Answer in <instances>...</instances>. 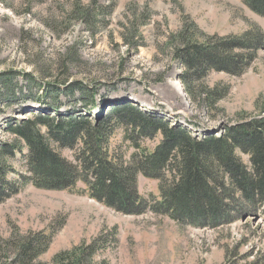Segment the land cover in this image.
Returning a JSON list of instances; mask_svg holds the SVG:
<instances>
[{
	"label": "rangeland",
	"instance_id": "374dc122",
	"mask_svg": "<svg viewBox=\"0 0 264 264\" xmlns=\"http://www.w3.org/2000/svg\"><path fill=\"white\" fill-rule=\"evenodd\" d=\"M185 31L212 44L247 32L264 39V14L242 0H0V78L12 79L15 94L12 103L0 101V165H5L6 180L15 184L14 194L5 189L0 200V264H13L14 244L39 233L54 234L39 264H51L59 253L97 237L105 244L92 264H264L261 210L258 216L241 212L236 220L230 213L216 225L207 216L182 225L152 210L119 213L92 199L84 183L71 191H51L23 181L30 177L24 158L28 150L10 126L31 121L45 134L47 127L37 117H49L45 122L52 125L56 116L40 107V99L60 101V114H84L79 91L75 98L53 92L66 83L90 89L97 107L107 112L109 103L129 102L197 136L224 133L245 116L264 112V43L242 76L212 72L194 81L197 90L190 97L181 80L185 67L173 57ZM217 87L222 95L211 111L199 91ZM2 90L3 85L0 95ZM112 136L111 149L128 161L135 150L123 131ZM159 142L139 144L152 152ZM62 154L74 160L76 153ZM138 190L149 206L160 201L158 181L139 175Z\"/></svg>",
	"mask_w": 264,
	"mask_h": 264
},
{
	"label": "trees",
	"instance_id": "16d2710c",
	"mask_svg": "<svg viewBox=\"0 0 264 264\" xmlns=\"http://www.w3.org/2000/svg\"><path fill=\"white\" fill-rule=\"evenodd\" d=\"M242 1L264 14V0L256 4H253L255 0ZM186 31L180 34L181 44L174 50L173 57L185 67L181 80L190 97L195 96L192 91L197 90L194 81L205 79L212 72L242 76L264 43L262 37L252 32L212 44L200 40V35L190 38ZM11 84L10 77L0 78V86L4 88L0 95L2 103H12L15 97ZM78 84L66 83L53 92L58 97L75 98L79 91L84 114H60L63 107L60 101L40 99V107L56 116L52 125L45 122L49 117L48 120L37 117L47 127L45 134L31 121L10 126L28 150L24 158L30 177L23 181L28 179L36 188L51 191H71L77 184L84 183L92 199L119 213L143 215L152 210L182 225H193L205 216L216 225L230 213H234L235 220L240 219L241 212L256 216L258 210L264 213V112L245 116L224 133L207 132L197 136L186 127L173 124L162 115L140 110L129 102L109 103L107 112L103 106L97 107V97L90 89ZM199 93L211 111L222 95L218 87ZM97 110L100 117H93L92 113ZM118 130L123 131L126 142L135 150L128 161L118 149H111V137ZM158 138L160 142L152 152L139 144ZM65 150L76 153L74 160L63 156ZM5 153L15 155L14 151ZM243 157H247L248 162L245 163ZM4 166L0 165V200L7 189V194H14L15 186L6 180ZM139 175L159 182L161 198L154 206L140 197ZM53 236V233H39L14 244L13 264H39L37 260L48 251ZM103 239L97 237L89 245L83 243L59 253L51 264H92L98 248L105 244Z\"/></svg>",
	"mask_w": 264,
	"mask_h": 264
},
{
	"label": "bare ground",
	"instance_id": "6f19581e",
	"mask_svg": "<svg viewBox=\"0 0 264 264\" xmlns=\"http://www.w3.org/2000/svg\"><path fill=\"white\" fill-rule=\"evenodd\" d=\"M175 87L178 89V91L180 92V93H182V89H181V85L180 84H175ZM252 159V158H251Z\"/></svg>",
	"mask_w": 264,
	"mask_h": 264
}]
</instances>
